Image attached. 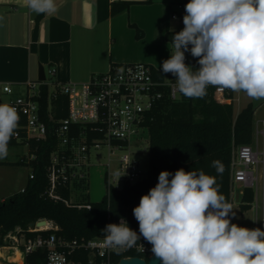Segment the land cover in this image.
I'll list each match as a JSON object with an SVG mask.
<instances>
[{"label":"clouds","instance_id":"clouds-1","mask_svg":"<svg viewBox=\"0 0 264 264\" xmlns=\"http://www.w3.org/2000/svg\"><path fill=\"white\" fill-rule=\"evenodd\" d=\"M24 6L35 14L58 11L55 0H24ZM183 24L161 65L176 77L177 100L202 99L210 86L264 99V0H189ZM186 52L197 58L198 69L185 63ZM19 119L14 106L0 103V160L9 154ZM211 167L218 175L224 171L219 160ZM233 210L216 176L164 170L133 209L139 234L121 217L105 226L103 240L119 252L142 237L161 264H264V230L232 223Z\"/></svg>","mask_w":264,"mask_h":264},{"label":"built area","instance_id":"built-area-1","mask_svg":"<svg viewBox=\"0 0 264 264\" xmlns=\"http://www.w3.org/2000/svg\"><path fill=\"white\" fill-rule=\"evenodd\" d=\"M188 2L189 0H181L171 10V21L177 24L173 33L184 27L183 16ZM185 56L186 64L193 69L199 66L197 58L192 57L190 52H186ZM47 74L50 80L44 71V80L27 81L23 94L15 91L10 84H0V103L14 106L20 116L19 127L12 139L18 146L26 148L27 153L19 159V164L29 167L27 180L33 179L32 164L38 159V151L45 144L49 145L51 151L45 165L48 181L45 195L53 201H62L67 206L90 210L89 202L75 201L73 196L84 185L91 156L99 158L104 149L108 157L106 166L109 167V158L116 153L120 154L117 173L113 176L107 173L106 197H109V190L112 188L120 190L124 184L141 181L146 173L140 170L131 148L139 143L140 133L147 129L148 123L155 121L157 113L185 98L176 99L178 93L173 87L176 77L171 73L156 72L144 63L113 64L107 72L94 75L85 83L55 82L54 69H49ZM165 79L171 81L166 82ZM212 88V96L216 102L233 104L232 91ZM44 90L46 106L43 108ZM61 97L66 99V116L57 118L62 109L57 105ZM261 123L262 129L257 134L264 140V121ZM259 183L262 194L261 229L264 230V147L259 150L258 142L253 138L252 144L233 147L231 150L228 202L234 208L232 196L235 192L241 197L244 189H250L254 193ZM63 189L69 192L67 199L60 195L59 191ZM23 190L24 188L20 191ZM231 217L230 214L229 218ZM47 230L56 231L57 228L47 222V227H27L26 231L38 233ZM7 240L12 248L23 247V251H20L22 256L38 249L46 250L44 264H115L112 255L117 253L105 245L103 237L78 241L50 233L47 237L38 234L36 237L26 238L24 232L17 229L4 238L5 242ZM139 244L143 245L144 250ZM128 250L147 258L151 253V246L141 237L136 247L119 252ZM82 252L85 257L80 255Z\"/></svg>","mask_w":264,"mask_h":264},{"label":"trees","instance_id":"trees-1","mask_svg":"<svg viewBox=\"0 0 264 264\" xmlns=\"http://www.w3.org/2000/svg\"><path fill=\"white\" fill-rule=\"evenodd\" d=\"M116 10L113 5L112 11ZM212 91L213 88L209 87L207 95L202 99L185 98L172 103L165 108L168 114L164 123L156 117L154 122L148 123L149 168L144 178L134 184H124L120 190L110 189L109 197L105 195L101 202L89 203L90 210L67 206L64 202L53 201L45 195L48 187L45 165L51 151V147L45 144L39 149L38 159L32 164L33 179L27 180L22 192L0 201V247L6 246L4 238L17 229L23 231L26 238H33L38 234L47 237L50 233L67 240L87 241L100 238L104 235L102 230L105 226L109 223L118 224L121 217L139 234V224L133 209L139 205L142 195L156 186L158 176L164 170L174 174L181 168L185 171L202 169L206 174L216 176L220 192L228 201L231 150L233 147L252 144L253 111L247 106L234 118L233 105L216 102ZM43 93L44 108L46 90ZM65 102L64 97L59 98L57 105L62 109L57 118L66 116ZM15 145L17 144L11 139L9 146ZM213 160H219L224 165L222 174L218 175L216 169L211 167ZM59 192L62 198L69 197L67 190ZM253 197L252 190L244 189L240 201L242 210L250 209ZM40 220L51 223L57 230L38 233L26 231L30 223ZM139 242L140 240L137 244ZM19 250L23 251V247L20 246ZM20 255L22 259V254ZM80 255L85 257L84 252ZM133 256L146 259V256L128 250L114 253L112 260L116 264L121 258ZM45 259L46 250L38 249L24 255L23 264H44Z\"/></svg>","mask_w":264,"mask_h":264},{"label":"crops","instance_id":"crops-1","mask_svg":"<svg viewBox=\"0 0 264 264\" xmlns=\"http://www.w3.org/2000/svg\"><path fill=\"white\" fill-rule=\"evenodd\" d=\"M180 1L55 0L57 13L47 15L30 12L24 0H0V84L18 91L38 65L54 69L59 83L88 82L113 64L144 63L164 74L170 13Z\"/></svg>","mask_w":264,"mask_h":264},{"label":"rangeland","instance_id":"rangeland-1","mask_svg":"<svg viewBox=\"0 0 264 264\" xmlns=\"http://www.w3.org/2000/svg\"><path fill=\"white\" fill-rule=\"evenodd\" d=\"M171 23V28L176 30L177 24L173 21ZM170 50L171 47L167 45L166 52L164 51V54L167 55V59L170 56ZM198 68L199 66H196L194 70ZM45 73L47 79L50 80V76L47 74L46 70ZM36 76L37 75L34 74L32 81L37 79ZM17 92H19V94H23L24 86L19 87ZM233 100L232 105L234 118H236L240 110L245 107L249 106L252 109L253 138L255 142H258V148L261 150L262 147H264V140H262V137L257 133L262 129L261 121H264V99L253 100L247 97L243 92H233ZM167 114V111H161L156 114V119H160L161 122L164 123L166 121ZM140 137L139 143L131 148V152L133 153L134 158L138 161L140 170L146 173L149 168L148 129H144L140 133ZM26 153V148L22 146H9V154L7 158L0 160V201H4L12 195L18 193L21 188L25 186L29 174V167L27 165L19 164V159L26 155ZM119 157V153L111 156L109 158V167H107L106 164L108 163V157L107 152L104 149L101 151V156L99 158L92 155L90 159L91 165L87 170L84 185L81 186V188H78L77 192L74 193L73 199L82 203L101 202L106 195L107 173L109 172L112 176L117 173V160ZM232 198L234 201L233 211H235L236 215L231 217V222L237 224L238 226L250 229L261 228L262 194L260 183L257 185L256 190H254L253 202L251 203L250 209L245 211L241 209V195L238 192H235ZM150 246L152 248V245ZM1 249L0 264L12 263V258L15 253H21L19 249L12 248V244L8 240L6 241V246L1 247ZM20 261H18L17 264H21Z\"/></svg>","mask_w":264,"mask_h":264},{"label":"water","instance_id":"water-1","mask_svg":"<svg viewBox=\"0 0 264 264\" xmlns=\"http://www.w3.org/2000/svg\"><path fill=\"white\" fill-rule=\"evenodd\" d=\"M44 71L43 67L41 65H38V71H37V79L38 80H44ZM47 225V221L45 220H40L35 223H30L28 225L29 229H34V228H42ZM117 264H161V262L155 257V255L150 253V255L144 259L141 257L133 256V257H124L121 258Z\"/></svg>","mask_w":264,"mask_h":264},{"label":"bare ground","instance_id":"bare-ground-1","mask_svg":"<svg viewBox=\"0 0 264 264\" xmlns=\"http://www.w3.org/2000/svg\"><path fill=\"white\" fill-rule=\"evenodd\" d=\"M45 227H47V225H46ZM1 250H2V249H1ZM17 252H18V251H17ZM0 257H1V253H0ZM20 257H21L20 254L15 253L14 257L12 258V259H13V260H12V263H13V264H17V262L20 261Z\"/></svg>","mask_w":264,"mask_h":264}]
</instances>
